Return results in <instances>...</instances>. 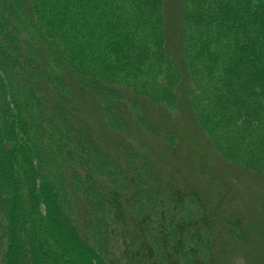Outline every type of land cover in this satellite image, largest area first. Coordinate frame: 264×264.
I'll return each instance as SVG.
<instances>
[{
    "label": "trees",
    "instance_id": "1",
    "mask_svg": "<svg viewBox=\"0 0 264 264\" xmlns=\"http://www.w3.org/2000/svg\"><path fill=\"white\" fill-rule=\"evenodd\" d=\"M6 1L16 2L26 23L35 32L39 31L43 42L32 45L28 36L19 33L12 17H2ZM187 3L188 0H163L160 17L164 55L179 72L176 87L179 117L176 119L170 109L143 94L127 88L115 89L100 79L81 82L62 58L61 68L57 69L52 48L56 35L49 31L44 34L40 28L37 0H0V36L5 40V44L0 42L3 82L13 84L11 68L14 75L24 77L23 85L41 106L40 115L45 121L39 130L41 136L43 133L50 141L63 137L74 142L73 149L68 152V166L65 163L67 168L59 178L72 199L71 219L68 214L63 217L59 210L54 211L57 207L51 191L54 180L49 172L52 161L48 159L51 153L46 150L43 153L38 145L26 148L29 142L21 139V134L26 131L28 137L31 131L11 107L4 104L6 96L0 95V174L6 177L3 179L10 177L8 188L14 191L10 202L0 203V264H153L157 259L151 257L160 255L171 244L162 232L207 236L217 249L224 250V254L227 246L236 243L232 241L236 236L241 237L246 246H251L252 231L247 215L240 209L232 213L228 212L230 207L227 209L228 204L235 201V191L223 186L218 192H209L213 188L211 185L207 190L199 184L198 178L194 181L195 174L217 181L215 164L208 167L206 159L209 158L200 156L198 159V154L185 151L182 146L187 139L196 136L206 141L207 149L216 151L195 106L194 96L198 94L195 89L198 74L193 62L195 51L200 50L201 57L206 54L204 61L209 76L219 77L221 84L233 86L242 95L249 92L244 90L251 84L261 90L257 99L251 101L250 93L241 104L227 90L222 91L223 100L234 102L245 110L253 106L258 116L264 111V26L259 29L258 36L252 35L253 41H249L246 40L248 33L242 32L246 25H222L219 33L228 29L227 35L233 37L223 45L228 48H223L215 36L221 25V21L216 22L218 15L212 9L210 14L206 13L203 7L192 11ZM191 20L208 22L204 35L210 39L194 44L190 33L195 26L194 23L190 25ZM49 36L51 40L54 38L53 43ZM244 42V48L240 47ZM219 54L226 56L221 59ZM220 61H223L221 65ZM200 79V86L206 89L202 75ZM3 88L0 83V94ZM209 152L212 151L207 150L206 154ZM84 154L97 156L106 166L119 172L122 176L120 188L102 183L101 174L92 166L86 167L89 161ZM14 158L18 160L17 175H12ZM73 161L82 164L85 175L76 169ZM227 166L236 169L237 181L246 174H255L251 175L255 180L264 182V170H248L235 164ZM143 194L151 195L158 204L170 203V212L175 217V212L193 199L201 210L191 214L188 221L179 216L177 220L172 218L168 223H158L142 209ZM104 210L107 211L105 224L107 232L111 233L109 236L116 235L120 240L118 251L111 245L99 246L93 238L92 233ZM156 244L164 249L157 250ZM168 256L172 258L171 251Z\"/></svg>",
    "mask_w": 264,
    "mask_h": 264
},
{
    "label": "rangeland",
    "instance_id": "2",
    "mask_svg": "<svg viewBox=\"0 0 264 264\" xmlns=\"http://www.w3.org/2000/svg\"><path fill=\"white\" fill-rule=\"evenodd\" d=\"M37 2L40 10L38 17L40 28L44 34L45 31H49L56 35L52 48L54 56H56L53 57V63L57 69L61 68L59 62L62 58L72 67L81 82L100 79L115 89H130L135 93L152 98L156 104L170 109L174 118L179 117L176 109V87L179 82V72L163 52V32L160 18L163 0H37ZM187 4L192 11L203 7L202 10L206 13L210 14L212 9L218 15L216 22L221 21V25L215 36L221 44L220 47L233 40V37H229L230 34L227 35L228 29H223L219 33L222 25L228 24V27L230 24L232 27L246 25L242 32L248 33L245 38L249 41H253L252 35L257 34L258 36L259 29L264 26V0H188ZM2 13V17L6 19L13 18L12 21L16 26L18 25L19 33L28 36L32 45L38 46L43 42L38 35L39 31L35 32L31 25L26 23L24 14L18 9L16 2L6 1ZM191 21L190 25L194 23L195 26L190 33V38H194V44L210 39L207 34L204 35L209 25L208 22ZM1 23L2 20H0ZM49 40L54 42V38L51 40L50 36ZM0 42L5 44V40L1 36ZM245 45L244 42L240 47L244 48ZM223 48H228V45ZM32 51L30 55L34 58L35 55ZM199 51H195V60L193 61L195 72L198 74V78H196L198 84L196 83L195 87L198 94L194 96L195 106L218 153L214 151V154L213 150L207 149V143L205 144L206 141L202 137L194 136V138L187 139L188 141L186 140V144L182 147L185 151H194L198 154V159L200 156L203 159L204 157L209 158L206 159L208 167L212 163L215 164L217 181L201 174H195L194 181L198 178L201 183L196 181L207 190L210 185L213 188L216 187L215 189L210 188L209 192L222 189L223 186L235 191V201L232 205L228 204L227 209L230 207L229 213L240 209L247 215L252 231L251 246H246L243 239L236 236L232 239L236 243L233 246H227L226 254H224L222 253L224 250L219 247L217 249L212 239L207 236L199 238L187 236L188 233L168 235L162 232V236H166L171 244H168V248L160 255L156 254L151 258L157 259L153 264H171L174 261H176L174 264H264V182L255 180L256 177L251 176L255 174L246 173L241 178L242 180L237 181L238 172L235 168L227 166V164H235L248 170L255 168L264 170V111L258 116L257 109H254L253 106L245 110L239 105H235L234 102L227 103L223 100L225 95L220 94L227 90L241 104L250 93L252 94L251 101L257 99L261 90L251 84L244 90H249V92L242 95L233 86L228 87L221 84L219 77L209 76V69L204 61L206 54L201 57L198 55ZM219 55L221 59L226 56V54ZM222 62L220 61L219 65ZM211 63L212 61L209 64ZM9 71L12 85L3 82V74L0 71V83L4 86L0 95L6 96L4 104H8L14 114L26 125L25 128L31 131V136L28 137L25 135L26 131L21 134V139H27L29 142L26 148L38 145L43 153L45 150L47 153L48 151L51 153L48 159L52 161L49 172L50 177L54 180L51 188L55 194L57 206L54 211L57 213L59 210L63 217L68 214L73 219L72 199L64 181H59V178L64 175L65 168L68 166V152L73 149L74 142L71 143L63 137H57L50 141L49 137L44 138L43 133L41 136L39 130L45 125V121L40 115V103L32 99L26 90L27 86L23 85L24 77L14 75L12 68ZM245 72L246 70L243 74ZM201 75L206 89L199 84L202 81ZM259 101L263 104L260 98ZM244 115L248 116L241 120ZM207 150L213 153L206 154ZM84 156L89 161L86 167L92 166L93 170L100 173L103 179L99 180L102 183H107L113 188H120L122 176L119 172L106 166L97 156L88 154H84ZM17 164L18 160L14 158L12 175L18 173ZM73 164L81 173H85L81 169L82 164L77 161H73ZM3 178L6 177L0 174L1 204L10 202L14 197V191L8 188L10 177ZM4 180L8 181V184L3 185ZM154 200L151 195L143 194L142 209L152 215V218L158 223L165 221L168 223L172 218L177 220L179 216H184L185 221H188L191 214L194 215L201 210L199 203L193 199L184 207H180L175 212L177 214L175 217L170 212L172 208L170 203L158 204ZM99 218L100 222L98 220L97 227L92 233L93 238L101 247L111 245L115 250H120V240L115 237L116 235L109 236L110 231L107 232L105 224L107 211L104 210ZM6 242L7 238L5 237L4 243ZM161 247L158 248V244H156L157 250L162 251L164 248L161 249ZM14 250L17 253L18 247ZM170 251L172 258L168 256Z\"/></svg>",
    "mask_w": 264,
    "mask_h": 264
}]
</instances>
